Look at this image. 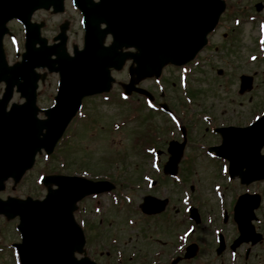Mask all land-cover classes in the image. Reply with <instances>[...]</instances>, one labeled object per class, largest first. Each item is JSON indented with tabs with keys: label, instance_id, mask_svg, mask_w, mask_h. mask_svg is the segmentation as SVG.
Returning a JSON list of instances; mask_svg holds the SVG:
<instances>
[{
	"label": "water",
	"instance_id": "water-1",
	"mask_svg": "<svg viewBox=\"0 0 264 264\" xmlns=\"http://www.w3.org/2000/svg\"><path fill=\"white\" fill-rule=\"evenodd\" d=\"M76 3L83 9L86 20L84 48L75 50L74 56H68L64 49L66 24L60 25L57 36L60 43L47 47L39 38L41 24L30 22L36 9L52 7L54 13L62 11L63 0H0V82L5 83L0 98V189L7 177H20L41 148L46 153L52 151L82 97L108 88L110 67L119 69L127 57L137 63L130 69L138 76L126 86L129 92L139 79L158 75L165 63L181 64L190 60L204 45L206 34L214 27L224 7L222 0H99L96 3L76 0ZM12 18L24 24L27 34L21 62L8 66L2 38L7 32L6 22ZM99 23H105L106 28L99 29ZM108 33L113 41L104 47L102 40ZM35 43L40 46L35 48ZM123 46H133L138 52L121 54L119 49ZM53 54L55 58L51 59ZM35 67H47L60 73L55 105L44 110L47 116L44 120L36 117L38 77ZM14 85L26 101L5 111ZM263 123L264 120H260L245 131L224 130L222 148L225 155L229 153L236 159L239 145L246 143L249 145L247 155L260 158L258 151L264 143V132L260 137L258 130ZM181 145L170 149L172 156L165 165V172L175 173ZM252 177H264V173L258 170ZM43 183H53L58 188L49 190L43 200L0 202V212L8 217H20L18 227L23 238L17 245L20 263L93 264L86 257L74 258V251H82L84 238L72 211L75 202L84 195L112 186L101 187L99 182H88L83 178L50 175L44 177ZM157 203L162 209L164 202ZM141 208L148 213L156 212V198L144 197Z\"/></svg>",
	"mask_w": 264,
	"mask_h": 264
},
{
	"label": "rangeland",
	"instance_id": "rangeland-1",
	"mask_svg": "<svg viewBox=\"0 0 264 264\" xmlns=\"http://www.w3.org/2000/svg\"><path fill=\"white\" fill-rule=\"evenodd\" d=\"M255 1L260 0H253L252 2ZM245 2H247V0H245ZM66 7L70 14H72L71 7L68 6V4ZM71 16H73V19L71 20L68 31L69 38L72 43L79 44L81 42V31L77 26V15L72 14ZM34 18L44 19L46 21L47 27L45 28V34L50 37L57 29L58 20L62 18V16L53 15L51 12L46 13L39 11L35 14ZM230 22L231 21L226 20L224 23L222 22L220 24L219 29L213 37V42L216 45L221 46L223 51L220 50V52H224L222 56L227 58L232 63H235L236 68H232L223 64L224 62L217 60L212 69L209 70L210 73L206 74L205 77L201 74V76L198 77L199 80L194 83V86L197 87V93L198 90L201 91V96L198 97L195 105L196 108H206L211 112L223 110L224 113L222 112V114H225V118L234 120L238 123L240 120H242V122L244 120L245 122V120L251 116L253 109L251 106L258 108L264 107V75L262 77V75L259 74L258 77L254 79V85L258 84L259 86L253 85L251 90L244 92L243 94H239L237 92L238 75L242 71L251 69L249 66L244 65L242 60H244L250 52L255 51V45H252V43L255 40L257 32L256 28L251 26V24H243L238 28L236 38L232 39L233 36L230 37V32L233 30V26H230ZM11 25L13 26L11 29L17 33L18 37L20 36L19 41L21 43V28L15 23H11ZM5 50L8 61L13 62L16 57L14 56L12 44L7 42V40L5 41ZM254 65H252V68H254ZM259 67H261L260 64L255 65L257 72V68ZM216 69L222 70L221 76L216 74ZM167 74L168 70L166 69L165 75L167 76ZM119 77L122 79L124 78L123 75ZM54 81L55 78H50L45 86L43 85L40 87L37 101L39 107L44 108L48 106L50 98L48 94L51 96ZM142 86L153 89L156 88V82L145 80L142 82ZM113 92V97H115V99L109 104H103V102L99 100L88 101L85 107V112L91 116L89 122L78 125L77 131H79V133H77V135L80 136L77 138L73 135V132H75L77 128V125L74 124L70 128L68 133L69 136L66 138L67 142H65V144H67L66 147L69 155L76 156L74 160L77 163L74 165H76V168H79V172L84 171L88 175H99V172L106 171L110 173L109 176H117L119 178V182H121V180L130 181L125 184L126 188L124 187L125 190L123 193L126 195L131 194L132 203H125L122 205L121 201L118 205H111L108 203L109 201L103 199L100 211V215H104L106 218L105 227L103 230L101 229L103 236L90 237L89 244L95 245L99 239L106 242L111 237H117L119 240V247L122 248L125 255L136 252V258H138L139 255H142L151 259L152 252L156 250V230L152 229L151 223L144 221L140 216L134 213L136 207L133 208V206H136L140 202L141 196L144 194L159 196L160 191H170L171 189L168 187V184L165 185L160 182L159 187L152 189H149L146 186L147 184L145 186L143 185V180L141 178L142 173L154 174L152 168L156 165V156L154 154L149 157L144 155V147L143 149L138 150L134 147V143L132 142L133 137L138 133L145 137V127L153 125V127L157 130V133L162 134L160 133L162 132V129L158 128L164 126V124L169 126L170 123L163 115L157 114L156 116V112L152 113L151 111H148L146 107H139L136 117H129L128 119L130 121H125L124 123L123 118L129 111L128 109H131V105L132 107L136 104L144 106L143 102L138 97H133L125 103V106H120L116 103L118 102V90L116 85H114ZM167 92L168 94L164 96V98H167L170 103L172 102L173 104H176L181 99L177 83L172 87L168 86ZM17 97V95H14V100H16ZM129 113L131 115L134 111L132 110ZM234 114L239 117L234 116ZM237 119L240 120L236 121ZM116 122H123L122 125H119L120 128L117 131L113 130L112 127L113 124H116ZM197 134L198 132L195 130V135ZM58 147V153L62 151V147L65 149V145L63 143ZM44 161V158H38L36 165L32 171L28 173L26 179L22 182V185L19 186L20 190L17 192L23 194L24 192H30L31 190L32 194L36 196L44 194L43 188L35 184L38 174L45 170L43 168L51 167V161L46 163ZM54 164V168H56L57 163ZM197 164L198 166L205 167L213 172L216 169V165L214 163L205 159L197 161ZM66 167L71 170V163H67ZM52 169L53 167H51L50 170ZM151 176L154 177V175ZM211 177L215 178V175L212 174ZM24 183L25 185H23ZM136 183H140V186L135 187L137 186ZM207 183L210 185L209 181H207ZM7 187L6 192H9L10 184H7ZM204 193L206 194L208 202L215 204V197L212 195L211 191L206 189ZM180 195L181 193L179 196ZM230 195L231 191L228 196L230 197ZM130 216H133L136 220L134 226H130L126 222V217ZM92 217L99 218L98 214L90 212L85 216V219L89 220L92 219ZM3 254L4 255H0V264H15L11 260H8L11 256L9 257V255H6L5 253ZM250 259L254 262L257 261L255 264H261V261L264 259V248L254 246Z\"/></svg>",
	"mask_w": 264,
	"mask_h": 264
},
{
	"label": "flooded vegetation",
	"instance_id": "flooded-vegetation-1",
	"mask_svg": "<svg viewBox=\"0 0 264 264\" xmlns=\"http://www.w3.org/2000/svg\"><path fill=\"white\" fill-rule=\"evenodd\" d=\"M238 15L241 16V13ZM250 24L254 28L258 29L259 27L258 23L251 22ZM208 121L211 126L227 123V121H216L212 117H209ZM208 133L211 137H206ZM217 138L218 136L210 133L208 129H205V133L200 136L191 134L188 136L185 161L179 168L180 176L178 173L180 182L173 185L172 192L166 191L165 197L168 198V205L162 213L156 214V256L153 264H172L174 258H177L174 264H255L257 262L250 259L251 252L257 245H252L250 242H240L238 245H234L238 231L233 216L229 213L228 215L220 214L217 204H213V208L209 209L211 203L207 201L204 192L206 189L211 191V183L210 185L198 183L197 189H195L191 182L193 173L190 160L193 157L210 159L206 155V149L208 146L214 145ZM17 189H19L18 185L11 184V194L23 196L17 192ZM244 190L238 183L237 188L230 196V204ZM7 194L5 193L4 196ZM184 195L189 196V199H182ZM187 207H195L198 215L191 216L186 213ZM15 223V219L6 220L0 216V251L10 248V243L15 241ZM255 226L262 233L264 240V207L257 214ZM260 248H264V246ZM186 253L189 255L184 257ZM94 257L106 264H130L131 261V257L117 258L114 247L98 251ZM261 264H264V259Z\"/></svg>",
	"mask_w": 264,
	"mask_h": 264
},
{
	"label": "bare ground",
	"instance_id": "bare-ground-1",
	"mask_svg": "<svg viewBox=\"0 0 264 264\" xmlns=\"http://www.w3.org/2000/svg\"><path fill=\"white\" fill-rule=\"evenodd\" d=\"M262 125H264V123ZM258 132H259V136L262 137V134L264 132V126H262L261 128H259Z\"/></svg>",
	"mask_w": 264,
	"mask_h": 264
}]
</instances>
